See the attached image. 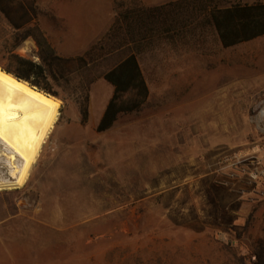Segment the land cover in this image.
Here are the masks:
<instances>
[{
  "label": "rangeland",
  "instance_id": "rangeland-1",
  "mask_svg": "<svg viewBox=\"0 0 264 264\" xmlns=\"http://www.w3.org/2000/svg\"><path fill=\"white\" fill-rule=\"evenodd\" d=\"M170 1L0 0V67L11 53L38 60L18 40L27 27L75 56L118 12ZM193 25L190 36L151 35L137 55L147 104L108 129L96 130L112 93L101 76L89 86L85 122L73 90L53 95L56 127L27 183L0 191V264L254 260L264 183L247 178L264 167V35L222 47L214 30ZM3 150L0 177L8 176Z\"/></svg>",
  "mask_w": 264,
  "mask_h": 264
},
{
  "label": "trees",
  "instance_id": "trees-1",
  "mask_svg": "<svg viewBox=\"0 0 264 264\" xmlns=\"http://www.w3.org/2000/svg\"><path fill=\"white\" fill-rule=\"evenodd\" d=\"M194 22L214 30L221 46L230 47L264 35V2L177 0L151 7H128L118 12L111 28L98 43L75 56L58 54L42 31L27 27L19 33L18 40L34 37L38 60L11 53L3 69L51 95L59 96L73 90L82 122L88 115L89 86L101 76L113 87L96 125L97 131H104L118 115L138 112L147 104L148 87L137 55L151 42V35L161 38L190 36ZM124 25L127 32L122 34L120 29ZM61 98L66 99L65 96ZM251 254L254 260L246 261L241 256L236 258L237 262L264 264V240L252 245Z\"/></svg>",
  "mask_w": 264,
  "mask_h": 264
},
{
  "label": "bare ground",
  "instance_id": "bare-ground-1",
  "mask_svg": "<svg viewBox=\"0 0 264 264\" xmlns=\"http://www.w3.org/2000/svg\"><path fill=\"white\" fill-rule=\"evenodd\" d=\"M59 108L60 99L0 67V143L8 174L0 177V191L27 183L56 126Z\"/></svg>",
  "mask_w": 264,
  "mask_h": 264
},
{
  "label": "built area",
  "instance_id": "built-area-1",
  "mask_svg": "<svg viewBox=\"0 0 264 264\" xmlns=\"http://www.w3.org/2000/svg\"><path fill=\"white\" fill-rule=\"evenodd\" d=\"M249 178H247L248 182H255V183H264V167L255 166L248 172Z\"/></svg>",
  "mask_w": 264,
  "mask_h": 264
},
{
  "label": "water",
  "instance_id": "water-1",
  "mask_svg": "<svg viewBox=\"0 0 264 264\" xmlns=\"http://www.w3.org/2000/svg\"><path fill=\"white\" fill-rule=\"evenodd\" d=\"M26 46H30L34 49H37V45H36V42L34 40V37L32 36H29L27 38H25L22 43H21V47H26ZM35 87V86H34Z\"/></svg>",
  "mask_w": 264,
  "mask_h": 264
},
{
  "label": "crops",
  "instance_id": "crops-1",
  "mask_svg": "<svg viewBox=\"0 0 264 264\" xmlns=\"http://www.w3.org/2000/svg\"><path fill=\"white\" fill-rule=\"evenodd\" d=\"M248 41H249V40H248ZM244 42H246V41H244ZM219 43H220V42H219ZM241 43H243V42H241ZM233 46H234V45H233ZM107 83H108V82H107ZM108 84H109V83H108ZM109 86L112 87L111 84H109ZM112 90H113V87H112ZM105 105H106V104H105ZM104 107H105V106H104ZM103 110H104V109L101 110V115H102ZM55 127H56V126H55ZM54 129H55V128H54ZM54 129H53V130H54ZM51 133H52V132H51Z\"/></svg>",
  "mask_w": 264,
  "mask_h": 264
}]
</instances>
